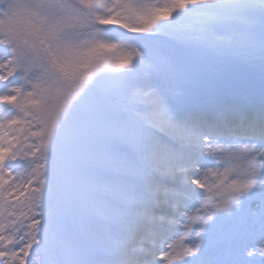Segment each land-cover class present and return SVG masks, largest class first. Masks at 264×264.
Returning <instances> with one entry per match:
<instances>
[{
  "label": "snow or ice",
  "instance_id": "1",
  "mask_svg": "<svg viewBox=\"0 0 264 264\" xmlns=\"http://www.w3.org/2000/svg\"><path fill=\"white\" fill-rule=\"evenodd\" d=\"M0 264H264V0H0Z\"/></svg>",
  "mask_w": 264,
  "mask_h": 264
},
{
  "label": "rangeland",
  "instance_id": "2",
  "mask_svg": "<svg viewBox=\"0 0 264 264\" xmlns=\"http://www.w3.org/2000/svg\"><path fill=\"white\" fill-rule=\"evenodd\" d=\"M159 2L160 3H164L165 2V0H159ZM182 85H176V86H174L173 88H172V92L174 93V94H177V93H182L183 92V86L181 87Z\"/></svg>",
  "mask_w": 264,
  "mask_h": 264
},
{
  "label": "bare ground",
  "instance_id": "3",
  "mask_svg": "<svg viewBox=\"0 0 264 264\" xmlns=\"http://www.w3.org/2000/svg\"><path fill=\"white\" fill-rule=\"evenodd\" d=\"M182 87V86H181ZM183 88V87H182Z\"/></svg>",
  "mask_w": 264,
  "mask_h": 264
}]
</instances>
